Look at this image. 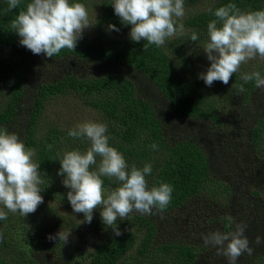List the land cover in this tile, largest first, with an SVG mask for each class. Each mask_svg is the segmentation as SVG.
Wrapping results in <instances>:
<instances>
[{
  "label": "trees",
  "instance_id": "1",
  "mask_svg": "<svg viewBox=\"0 0 264 264\" xmlns=\"http://www.w3.org/2000/svg\"><path fill=\"white\" fill-rule=\"evenodd\" d=\"M87 1L76 0L84 4ZM27 2L21 0L17 9L9 11L7 0H0V130L9 132L26 94L28 72L23 64L26 53H30L19 43L21 38L10 25ZM112 2L98 0L99 16L75 49H63L52 58L42 54L48 62L72 60L94 66L95 71L81 76L62 75L42 83L35 74L39 68L30 67L36 91L21 139L26 147L36 151L33 159L40 164L44 180L40 185L43 203L25 217L2 207L7 219L0 220V264H228L202 239L217 229L234 231L228 214L204 218L201 224L202 217H194L192 230L183 235L176 234L173 227L182 223L190 204L197 200L221 207L220 210L230 208L231 188L212 176L206 148L187 137H172L167 116L151 100L140 96L138 85L145 83L157 90L172 114L189 122L208 123L217 133L222 131L225 124L221 114L230 112L229 105L248 107L255 103L252 100L259 89L255 81L245 84L240 77L253 71L264 76V59L249 71L243 69L233 74L228 85L215 81L206 86L198 75L210 66L203 52V43L208 39L207 25L215 19L209 9L214 12L235 3L242 11L264 10V0H185V7L193 10L180 21L186 33L167 39L161 47L149 45L146 51V41L130 39L131 25L121 23ZM109 25L120 30H110ZM193 30L199 37L195 42L190 40ZM242 84L244 91L240 92ZM57 98L75 99L92 110L98 122L107 123L110 146L123 153L130 166L142 168L151 164L152 174L146 177L149 187L161 182L173 186L171 201L163 211L154 208L152 215L133 212L127 219H118L122 234L116 236L112 227L104 224L101 208L94 210L88 223L83 213H76L77 219H72L58 214L47 203L62 202L72 209L67 199L70 189L63 185L64 177L58 175L59 159L65 151H84L90 146L87 139L69 137L70 127L42 123L46 101ZM261 104L264 105V99ZM260 111L247 120L250 124L243 132L247 144L244 152L248 155L250 150L249 159L257 173V189L247 188L250 216L244 233L254 251L252 255H242L237 264H264V243H255L257 236L264 239V108ZM230 142L227 140V155L242 153V148ZM153 143L158 145L156 150L151 148ZM99 160L97 157V163ZM103 179L106 189L118 186L113 180ZM196 225L201 233L195 232ZM60 230L73 237L68 236L64 243L58 236ZM74 238L89 250L80 248Z\"/></svg>",
  "mask_w": 264,
  "mask_h": 264
},
{
  "label": "clouds",
  "instance_id": "2",
  "mask_svg": "<svg viewBox=\"0 0 264 264\" xmlns=\"http://www.w3.org/2000/svg\"><path fill=\"white\" fill-rule=\"evenodd\" d=\"M7 3L12 11L21 5V0H7ZM112 6L121 23L131 25L130 39L147 42L144 51L149 45L161 47L167 39L186 33L180 22L185 16V0H113ZM209 12L215 19L207 25L208 39L203 43V52L210 66L198 78L209 87L215 81L228 85L242 64L257 57L264 59V10L242 11L235 3H228ZM90 26L86 5L76 0H28L10 25L21 38L22 46L34 55L44 54L48 58L63 49H75L84 29ZM109 29L120 30L115 25H109ZM198 39L193 30L190 40ZM240 78L245 84L254 80L256 87L264 90V76L259 71L242 73ZM239 91H244L243 84ZM107 133L105 122L85 121L70 128L69 137L87 139L90 146L84 151H65L59 159L58 175L64 177L62 183L70 189L67 199L73 211L83 213L84 220L91 223L94 210L101 208L104 224L119 236L122 233L117 227L118 219H127L133 212L152 215L154 208L163 211L174 189L164 182L149 187L146 177L152 174V165L130 166L123 153L110 146ZM151 148L156 150L158 145L153 143ZM35 155V149L26 147L18 133L0 130V205L23 217L34 213L43 203L40 185L44 180L40 164L33 159ZM103 178L113 180L118 186L106 189ZM3 219H7V212L0 209V220ZM246 227L239 223L234 231L217 229L202 239L216 249V255L225 257L228 264H237L242 255H252L254 251L244 234ZM69 234L61 231L58 236L67 243ZM255 243L260 245L264 239L257 236Z\"/></svg>",
  "mask_w": 264,
  "mask_h": 264
},
{
  "label": "rangeland",
  "instance_id": "3",
  "mask_svg": "<svg viewBox=\"0 0 264 264\" xmlns=\"http://www.w3.org/2000/svg\"><path fill=\"white\" fill-rule=\"evenodd\" d=\"M86 7L89 13V21L93 25L99 16V4L98 0H88ZM193 13V10L189 7H185V16ZM183 17V19L185 18ZM182 19V20H183ZM90 27L84 29L83 34H87L90 31ZM261 61V58L257 57L254 60L248 61L246 64H242L240 70H251L255 64ZM24 67L28 72L26 78V94L23 95L22 103L19 108L18 118L12 125V132L19 134L20 138L24 133L26 120L28 119L31 106L33 104V95L35 94L36 83L33 82L32 74L30 71L31 66L39 68L36 77L42 82L54 81L62 75L67 74H90L95 71L94 66L87 65L82 62H74L72 60H65L63 62H48L47 59L41 55H34L31 51L27 52L24 60ZM123 73L127 74L126 70L120 69ZM138 85V91L140 96L146 100H151L154 106L158 107L159 111L165 114L169 120L168 129L173 133V138L187 137L188 139L198 143L200 146L207 149L210 155V165L212 176L227 184L231 188L232 197L230 199V208L221 209L218 206H210L204 204L205 201L197 200L190 204L181 224L175 225L176 234H185L191 229V223L195 218L202 217L199 224L203 222V219L214 217L219 213H226L230 216V224L235 228L236 224L246 223L250 216V206L248 205L247 194L248 189L255 190L257 173L254 170L250 157V150L248 155L245 154L247 144H245V137L243 132L250 123L247 120H251L263 110L264 105L261 104V100L264 99V90L258 89L254 94L253 100L248 107H241L240 104L236 106L229 105L231 107L229 113H222L221 117L225 126L222 131L212 129L208 123L201 124L198 122H189L175 114H172L167 108V105L157 90L149 85L143 83ZM225 96V95H224ZM223 96V97H224ZM225 99V98H223ZM259 103V104H258ZM42 123H53L62 127L73 128L79 123L85 121H96L97 117L95 113L83 106L79 101L75 99H49L45 103ZM245 111V112H244ZM227 140H231L229 144L235 142V147L242 148V153L235 155H227ZM248 188V189H247ZM50 205L55 207L57 213L62 216H70L72 219H77L76 213L71 208H67L64 204L53 203L47 201ZM0 205V209H2ZM217 226V225H216ZM67 232L66 230H60V232ZM195 232H202L201 228L196 225ZM69 236L73 237L70 233ZM75 242L80 248L89 250L86 244L74 238Z\"/></svg>",
  "mask_w": 264,
  "mask_h": 264
}]
</instances>
